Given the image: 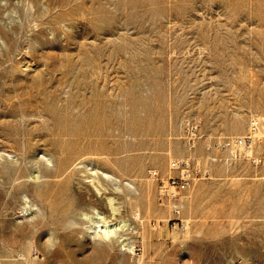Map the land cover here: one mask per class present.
Here are the masks:
<instances>
[{
  "label": "rangeland",
  "instance_id": "374dc122",
  "mask_svg": "<svg viewBox=\"0 0 264 264\" xmlns=\"http://www.w3.org/2000/svg\"><path fill=\"white\" fill-rule=\"evenodd\" d=\"M253 119L264 127V0H0V264H264V168L206 150ZM189 157L204 176L183 228L149 171ZM42 164L51 179L30 180ZM93 165L120 189H81ZM93 209L126 230L93 236Z\"/></svg>",
  "mask_w": 264,
  "mask_h": 264
},
{
  "label": "built area",
  "instance_id": "2783aa9c",
  "mask_svg": "<svg viewBox=\"0 0 264 264\" xmlns=\"http://www.w3.org/2000/svg\"><path fill=\"white\" fill-rule=\"evenodd\" d=\"M263 129L261 121L253 119L246 135L214 140L206 145V150L225 152L229 154L230 159H245L255 166L264 168V156L253 155L254 147L264 140V135L261 133ZM197 138V127H195L187 137L189 151L196 148ZM202 176L204 174L202 175L197 166L193 165L191 157L170 160L168 174L165 177H161L157 171H149L151 181L156 184L158 205L178 221L183 210L184 193ZM179 222L183 228L186 227L184 221Z\"/></svg>",
  "mask_w": 264,
  "mask_h": 264
},
{
  "label": "bare ground",
  "instance_id": "6f19581e",
  "mask_svg": "<svg viewBox=\"0 0 264 264\" xmlns=\"http://www.w3.org/2000/svg\"><path fill=\"white\" fill-rule=\"evenodd\" d=\"M47 162L51 163V160H47ZM43 165V164H42ZM80 167V165H79ZM66 168V165L61 168L60 170H58L57 175L62 174V172L64 171V169ZM41 169V168H40ZM80 169V168H79ZM50 168L48 165H43V173L41 170H39V175L34 177H31L30 180L32 181H42L44 179H51L50 175L46 174V171H49ZM82 172L84 174L83 177V181H80L78 184L80 185L79 187L82 189V187L88 189L89 191H91L92 189H94L98 195L101 194V189L104 188L105 184L112 186V190L116 191L120 189V183L121 180L119 178H117L116 176H114L113 174L107 172L104 169H101L95 165L91 166V167H85L84 169H82ZM47 177V178H46ZM70 179L71 176H68L65 180V182H67L68 184L70 183ZM49 182V180H48ZM48 182L46 184H48ZM123 184H125L128 188L130 189H134V186L129 182V181H125ZM106 189V188H104ZM44 190H40V196L44 195ZM31 198L29 196V194L27 192H24L23 196H22V202H23V207L21 209V213L22 215H27V213H32L35 209H34V204H32L31 202ZM114 199L113 198H107V203L106 206L109 207V210L112 212V215H114L116 213V208L114 207ZM36 208V207H35ZM82 216L85 219H88L89 221V229L92 233V235H96L99 234L101 237L105 238H109L110 233L112 232V230L114 229V227H118L121 232H124L126 230V226L127 224L124 221H118L115 224H112L110 221H107L106 218H104L102 216V214L97 211L96 209H93V212L91 214L89 213H83ZM120 239L125 240L122 238V236H120ZM130 251H133V246L130 245L129 247Z\"/></svg>",
  "mask_w": 264,
  "mask_h": 264
}]
</instances>
